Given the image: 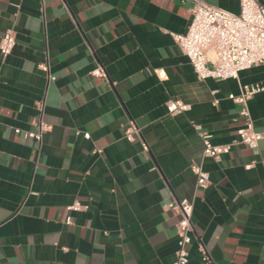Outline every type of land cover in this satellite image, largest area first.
Returning <instances> with one entry per match:
<instances>
[{"label":"crops","instance_id":"crops-1","mask_svg":"<svg viewBox=\"0 0 264 264\" xmlns=\"http://www.w3.org/2000/svg\"><path fill=\"white\" fill-rule=\"evenodd\" d=\"M204 1L239 12L238 0ZM191 7L0 0V41L16 32L12 53L0 54V264H174L181 215L169 204L181 199L194 202L189 264H206L200 244L211 264H264V93L248 103L263 134L257 152L238 144L205 159L203 188L191 169L200 132L216 144L238 138L241 104L229 95L264 82V64L199 80L172 37L187 31ZM173 99L191 109L169 114ZM41 114L49 129L38 148L26 133ZM74 201L84 208L68 210Z\"/></svg>","mask_w":264,"mask_h":264},{"label":"built area","instance_id":"built-area-1","mask_svg":"<svg viewBox=\"0 0 264 264\" xmlns=\"http://www.w3.org/2000/svg\"><path fill=\"white\" fill-rule=\"evenodd\" d=\"M190 1L192 19L188 29L185 33H172V37L188 57L199 80L239 79L242 71L264 64V3L259 0H238L239 12H231L204 0ZM15 45L16 32L11 28L4 33L0 41L2 58L11 54ZM40 68L48 73L50 71L48 63L40 64ZM92 74L101 78L107 77L102 66H97ZM157 74L164 76L163 72ZM257 93H264V82L242 84L237 94L229 95V98L241 104L240 115L244 119L243 125L238 129L237 139L230 143L216 144L212 141L211 134L200 132L204 143L202 157L200 161L191 164L198 187H206L210 182L209 172L204 168L205 159H218L238 144L257 152L263 134L256 130L248 104ZM166 107L168 113L174 115L190 110L191 104L181 99H173L167 102ZM40 109L43 112L42 106ZM36 126L35 131L27 132L26 135L34 138L40 148L43 136L49 129L42 114L36 121ZM84 135L90 137L88 132ZM137 135L136 122L129 120L125 126V137L134 141ZM143 147L147 149L146 144H143ZM169 206L177 208L181 215L177 222L178 248L174 264H189V246L195 233L192 221L194 202L189 199L174 200ZM67 208L70 211H78L84 206L81 202L74 201ZM66 221L71 223L72 218L68 217ZM200 253L206 264L212 263L203 244H200Z\"/></svg>","mask_w":264,"mask_h":264},{"label":"water","instance_id":"water-1","mask_svg":"<svg viewBox=\"0 0 264 264\" xmlns=\"http://www.w3.org/2000/svg\"><path fill=\"white\" fill-rule=\"evenodd\" d=\"M260 2H262V3H264V1L263 0H259Z\"/></svg>","mask_w":264,"mask_h":264}]
</instances>
